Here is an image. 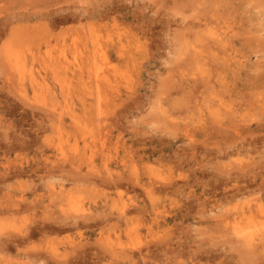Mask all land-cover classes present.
<instances>
[{
	"label": "rangeland",
	"instance_id": "1",
	"mask_svg": "<svg viewBox=\"0 0 264 264\" xmlns=\"http://www.w3.org/2000/svg\"><path fill=\"white\" fill-rule=\"evenodd\" d=\"M62 263L264 264V0H0V264Z\"/></svg>",
	"mask_w": 264,
	"mask_h": 264
},
{
	"label": "bare ground",
	"instance_id": "2",
	"mask_svg": "<svg viewBox=\"0 0 264 264\" xmlns=\"http://www.w3.org/2000/svg\"><path fill=\"white\" fill-rule=\"evenodd\" d=\"M13 66H14V65H13ZM262 137H263V136H262ZM111 179H112V178H111ZM104 182H105V181H104ZM113 184H114V183H113ZM118 186H119V185H118ZM124 210H125V209H124ZM61 223H62V222H61ZM63 263H64V262H63ZM63 263H62V264H63Z\"/></svg>",
	"mask_w": 264,
	"mask_h": 264
}]
</instances>
